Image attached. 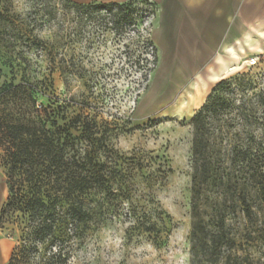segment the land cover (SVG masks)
Segmentation results:
<instances>
[{"label":"trees","instance_id":"16d2710c","mask_svg":"<svg viewBox=\"0 0 264 264\" xmlns=\"http://www.w3.org/2000/svg\"><path fill=\"white\" fill-rule=\"evenodd\" d=\"M65 1L81 22L133 34L153 73L156 47L141 26L154 11L140 17L135 0ZM33 22L0 11V168L8 188L0 229L16 241L7 264H72L94 232L120 218L130 224L128 239L163 245L168 217L135 198L109 145L112 125L91 114L99 104L93 73L62 53V41L36 33ZM43 60L49 73L41 79ZM55 73L66 86L83 80L88 93L61 101ZM48 94L50 104H40ZM191 126L190 264H255L259 259L243 243L264 238V80L243 75L218 82ZM234 219L243 231L232 232Z\"/></svg>","mask_w":264,"mask_h":264},{"label":"rangeland","instance_id":"374dc122","mask_svg":"<svg viewBox=\"0 0 264 264\" xmlns=\"http://www.w3.org/2000/svg\"><path fill=\"white\" fill-rule=\"evenodd\" d=\"M135 1L134 9L140 17L143 12L154 11V15L145 16L141 31L146 29L143 33L150 34L156 47L155 73H150L147 54L136 44L133 34L120 37L94 20L85 18L81 22L72 4L65 0H2L0 6L2 12L34 21L32 25L41 37L62 41V53L73 55L76 64L93 73L91 87L95 97H99V104L91 114L100 115L99 121L112 125L109 145L121 158L119 163L129 177L127 186L143 206L156 208L168 217L169 233L163 245L148 239H128L130 224L120 218L94 232L75 254L72 264H190L191 121L205 102L193 107L194 101L190 100V76L195 71H172L168 79L160 77L163 71L158 75L161 54L153 37L158 9L149 0ZM143 2L152 4L153 8ZM50 12L55 14V19L42 18ZM259 60L252 68L243 65L247 60L244 61L239 69L224 75L220 81L243 75L264 80V56ZM40 65L42 79L49 73V67L46 60ZM53 83L54 93L61 101L72 96L81 99L88 93L83 80L75 79L66 86L59 73L53 75ZM49 97V94L40 97L39 103L48 106ZM6 181L5 170L0 168V188L6 189L8 198ZM230 224L232 232L243 231L240 219ZM261 230L264 231V226ZM3 234L14 248L16 241L10 230ZM243 245L259 259L255 264H264V238Z\"/></svg>","mask_w":264,"mask_h":264},{"label":"crops","instance_id":"0c3cea01","mask_svg":"<svg viewBox=\"0 0 264 264\" xmlns=\"http://www.w3.org/2000/svg\"><path fill=\"white\" fill-rule=\"evenodd\" d=\"M70 1L123 4L131 0ZM149 1L158 9L153 34L161 54L158 75L167 71L164 78L168 79L172 71H195L190 79V95L196 96L207 85L203 102L229 70L240 68L252 57L264 56V0ZM6 195V189L0 188V211ZM12 251V241L0 229V264L8 263Z\"/></svg>","mask_w":264,"mask_h":264},{"label":"bare ground","instance_id":"6f19581e","mask_svg":"<svg viewBox=\"0 0 264 264\" xmlns=\"http://www.w3.org/2000/svg\"><path fill=\"white\" fill-rule=\"evenodd\" d=\"M244 65V64H243ZM231 68V67H230ZM229 69V68H228ZM237 69H239V67H236V68H233V69H231V70H229L228 72H233V71H235V70H237ZM186 70V69H185ZM166 72L167 71H163V73L161 74V75H163V78L165 77V74H166ZM226 72V71H225ZM224 72V73H225ZM227 74V73H226ZM160 77H162V76H160ZM191 77V76H190ZM174 84V83H173ZM168 85H169V83H168ZM168 85H167V87H168ZM166 87V88H167ZM204 87H205V85H204ZM207 85H206V87L205 88H203V89H201V91H199L198 92V94L196 95V96H194V95H192L191 97V101H194V103L192 104L193 105V107H197L200 103H202L203 102V99L205 98V92H206V90H207ZM205 89V90H204ZM165 90H167V89H165ZM175 92V91H174ZM193 92V91H192ZM156 94V87H155V90H154V95ZM162 95V94H161ZM160 95V96H161ZM169 95V94H168ZM154 99L156 100V95H155V97H154ZM153 105V104H152Z\"/></svg>","mask_w":264,"mask_h":264},{"label":"built area","instance_id":"2783aa9c","mask_svg":"<svg viewBox=\"0 0 264 264\" xmlns=\"http://www.w3.org/2000/svg\"><path fill=\"white\" fill-rule=\"evenodd\" d=\"M260 63L259 57H252L246 61V65L250 68L257 66Z\"/></svg>","mask_w":264,"mask_h":264}]
</instances>
